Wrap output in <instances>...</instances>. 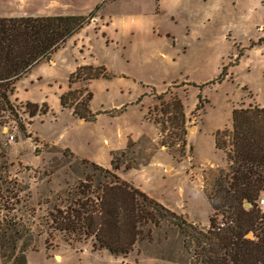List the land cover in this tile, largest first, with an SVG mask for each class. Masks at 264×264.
Segmentation results:
<instances>
[{
	"label": "rangeland",
	"instance_id": "1",
	"mask_svg": "<svg viewBox=\"0 0 264 264\" xmlns=\"http://www.w3.org/2000/svg\"><path fill=\"white\" fill-rule=\"evenodd\" d=\"M20 1V3H18ZM51 0H0V18L21 14V3H26L23 12L29 10L41 12L45 4ZM56 2L61 13L84 15L95 9L103 0H52ZM159 2V0H158ZM129 0L116 4L107 3L102 10L106 13H126L132 4L137 3L140 10L149 20L153 19L164 29L169 27L176 37L175 49L181 52L175 58L176 63H169L154 51L159 50L165 56L173 55L171 38L152 39L144 34H134L125 39L117 35L116 39L125 40V44L114 43L104 50L101 38H95L91 32L83 36L86 47L91 50L95 59L102 63L112 74H127L126 85H119L114 79L113 87L106 93L98 84L93 86L94 99L91 105L94 109L113 108V105L134 99L140 92L153 96L156 105L149 112V118L158 121V129L162 117L159 101L155 92L167 91L163 100L170 102L177 96L183 103L187 114L193 112L189 119L198 118L204 124L202 133L188 134L186 138L192 150L187 146L180 155V143L169 150L178 160L185 158L182 169H179L170 180L177 188L183 190V197L176 196L177 211L184 209L187 217L199 225H206L210 215L206 191H210L217 170L225 163L224 153L215 148L214 138L209 131L217 125L228 126L231 121L232 108H248L254 106L251 101L253 94L256 101L264 105V43L250 47L260 36L257 28H264V0ZM21 6V7H20ZM132 9V8H131ZM34 12V13H35ZM99 11L95 12V16ZM85 16H88L85 15ZM192 16V17H190ZM178 21L174 25L172 21ZM191 19L192 33L185 37L181 35L185 19ZM93 18L92 20H94ZM90 20L89 24L92 22ZM147 47H142V44ZM89 46V47H88ZM73 47H67L55 56L57 66L56 79L66 85L67 61L72 60ZM243 50L237 66H232L235 58ZM185 52V53H184ZM169 58V57H166ZM148 61V64H144ZM226 68V77L221 83L208 84L216 80ZM168 80H161L158 72ZM170 78V79H169ZM39 83V89L46 90L49 83ZM83 82L74 83L73 88H83ZM37 86V85H36ZM152 90H155L153 92ZM146 94V95H147ZM40 100L39 95H34ZM48 103L54 104L55 98L48 95ZM81 99V97H79ZM201 99L203 107L198 112L195 108ZM149 102L147 100L145 103ZM26 103H12L14 114L8 110L0 111V176L15 179L19 183L20 198L30 196L29 204L35 210L34 221L38 225L46 211L51 206L45 201H54L57 195L63 196L67 190L74 189L86 174L91 175L92 169L82 161L74 160L65 152L55 149L62 146L70 135L72 124L66 113L50 112L48 115L38 114L34 118L28 115ZM42 110L45 105H38ZM166 132L160 141H169V135L176 130L168 123L164 124ZM12 129L14 142L7 143V133ZM224 130V129H223ZM69 131V133H68ZM72 134V133H71ZM71 136V135H70ZM40 140V141H39ZM176 141V139H174ZM226 140V138H225ZM43 141V142H42ZM17 143L23 144V161L8 163L5 153ZM141 143L131 148L124 157L119 158L123 165H136L147 157ZM160 146V145H159ZM192 157V159H191ZM19 158V156H18ZM86 162V161H85ZM186 167V168H185ZM221 167V168H220ZM226 169V168H225ZM169 172V170H167ZM11 208L13 201L5 203ZM40 205V206H39ZM245 207V206H244ZM13 214L26 220L27 213L21 205H16ZM249 207H246L247 209ZM184 220L183 215H181ZM187 221V220H186ZM188 222V221H187ZM217 222H226L221 216ZM37 228H39L37 226ZM36 228V229H37ZM149 239L138 242L132 252L126 256H113L97 245L88 241L85 243L68 244L61 236L55 238L52 247L46 250L43 234L34 240V249L26 253V264H189L191 253L183 246L180 229L173 223L162 221L158 227H150ZM148 228V229H149ZM36 232V231H35ZM251 238V234L248 236ZM0 264H12L2 261Z\"/></svg>",
	"mask_w": 264,
	"mask_h": 264
},
{
	"label": "trees",
	"instance_id": "2",
	"mask_svg": "<svg viewBox=\"0 0 264 264\" xmlns=\"http://www.w3.org/2000/svg\"><path fill=\"white\" fill-rule=\"evenodd\" d=\"M113 1L116 0H103L88 16L0 18V111L14 114L9 97L16 83L37 64L49 61L67 40L89 24L96 11ZM263 43L264 37L250 47ZM243 50L232 66L238 65ZM226 75L224 67L221 75L208 84L221 83ZM109 76L103 66L77 68L69 77V90L60 98L61 106L71 109L80 120L94 122L100 113L91 112L92 93L86 85ZM79 82L86 85L73 88ZM165 94L157 96L160 106L155 108L166 118L161 121L159 134L163 137L164 124L168 122L176 132H171L169 141L162 140L159 145L174 150L179 142L182 155L187 146L184 106L177 96L165 103ZM202 107L199 99L195 111ZM25 108L30 118L47 112L36 104L26 103ZM215 148L224 153L227 168L217 170L210 191H206L212 209L208 228L187 222L122 180L116 172L123 165L119 158L124 153L113 154L111 170L82 161L92 169V174H86L63 196L57 195L52 202L46 200L44 204L51 207L38 225L34 221L35 210L29 204L30 196L20 198L23 191L18 181L0 176L1 260L26 264V253L34 249L35 238L43 234L46 250L61 236L68 244L90 241L113 256L126 257L138 242L150 238L149 226L158 227L162 221H168L181 231L183 246L191 253L189 264H264V212L256 205L264 193V108L233 109L231 129L216 132ZM132 167L124 165V169ZM9 201L14 202L11 208L5 204ZM16 205L25 209L26 220L13 214ZM219 216L226 221L223 228L217 222Z\"/></svg>",
	"mask_w": 264,
	"mask_h": 264
},
{
	"label": "crops",
	"instance_id": "3",
	"mask_svg": "<svg viewBox=\"0 0 264 264\" xmlns=\"http://www.w3.org/2000/svg\"><path fill=\"white\" fill-rule=\"evenodd\" d=\"M126 1L129 0H116L110 2V5L119 2L126 3ZM160 2L161 0H159L158 4H160ZM18 3H20V1ZM21 4H23L21 5L22 7L20 6L22 13L11 15V17L79 16L74 13H61L58 11L60 10L58 4L52 0L45 4V7L41 12L31 10H29L28 13L23 12V6L26 3L24 2ZM131 8L129 11L122 14L114 12L106 13L101 9L94 17L95 19L67 40L63 47L53 53L49 61H42L37 64L29 73L20 79L16 83L15 90L10 95L9 100L11 103L15 102L45 105L47 112L42 115H48L50 112L54 111L58 114L66 113L72 122L68 129L70 130L71 136L69 135L62 146L59 147L55 145L56 143L51 146L59 150L60 154L64 155L62 152H65L74 160L86 161L104 169L111 170L113 154H126L131 148H136L140 146L141 143H144V152L146 153L147 158L143 162L133 165L130 169H124V165H122L116 174L122 180L132 184L135 188L139 189L148 197L160 203L167 209L178 215H183L188 222L199 225L195 220H192L184 214V209L181 208L180 212L176 210L175 205L177 204L176 206H180V202L177 203L175 197L179 196L182 198L184 192L182 189L177 188L175 184L172 185L170 180H172V176L179 169H182L185 158L190 159V157L187 155L185 158L178 161L167 148L159 146L158 126L151 118H149L148 115L150 110L156 105L153 96L140 92L136 97H134V99L125 104L122 102L117 105H113V108L111 109H105L103 107H100V109H94L91 105V102L94 99L93 86L95 84H98L102 90L108 93L110 88L113 87L112 81L114 79L118 81L119 85H126V81L129 80V76L127 74H112L108 72V69L103 66L102 63L98 62L91 54V50L86 47L83 39V36L86 35V33L91 32L95 38H97V36L100 37L103 45L102 47L107 51L113 43L115 45H118L120 42H122V45L125 44L124 39L127 36L134 34H144L149 38H156L158 40L163 39L164 37L171 38L173 44L172 48L175 49L177 39L174 32L171 31L168 26L164 29L159 24H156L153 19L149 20V18L142 13L140 6L137 3L132 4ZM88 13L81 16H85ZM172 21L174 22V25H178V21L174 20V17H172ZM190 21L191 19L188 18L183 22L184 27L181 31V35H184L185 37L190 36L193 32L192 23ZM257 30L262 34L257 36L253 42H257L258 39L264 37V28L259 26ZM117 35L122 36L124 39L121 41L116 39ZM71 45L73 47V54L70 63L67 61L68 67L65 85L63 82L56 79L57 71L55 68L57 63L55 61V56L58 52L63 51ZM142 47L146 48L147 46L143 43ZM155 52L160 56L161 63L164 59L169 63L170 67H172L176 63V56L183 51L177 48L171 56H165L159 50L154 51V53ZM144 64H148V61H145ZM81 66H103L110 75L108 78L92 80L86 85L88 91L92 93V100L89 108L92 113H100L94 122H85L76 118L73 116L72 110L63 108L60 102L61 96L69 90V77L77 70V68ZM164 74L165 76L158 72V76L161 80H168V71H165ZM41 81L49 83V87L46 88L45 91L39 89L38 85ZM165 92L167 91H161L158 93L155 92V94L160 95ZM247 92L249 95H252L251 101L254 106L264 108V105L259 104L251 92ZM34 95H39L42 98L37 100ZM48 95H52L55 98L54 104L48 103ZM147 100H149V102L145 103ZM113 112H118V114H111ZM192 113L193 112L187 114L184 110L186 138L188 137V134H200L204 129V124L201 120L198 121L197 117L190 121L189 116ZM231 124L232 115L228 126L217 125L209 131V133L213 135L214 143L216 132L223 129L230 130ZM1 137L2 136L0 134V142ZM187 147L189 149L191 148L188 141ZM23 151V144L17 143L15 146L8 149L5 153V159L8 163L19 161L22 165L26 164L27 162L23 161V155L21 154ZM225 168H227L226 160L221 169ZM167 170H169V172H167ZM207 201L210 207L211 215L212 209L208 198ZM209 217L206 225L199 226L208 228Z\"/></svg>",
	"mask_w": 264,
	"mask_h": 264
},
{
	"label": "built area",
	"instance_id": "4",
	"mask_svg": "<svg viewBox=\"0 0 264 264\" xmlns=\"http://www.w3.org/2000/svg\"><path fill=\"white\" fill-rule=\"evenodd\" d=\"M16 129H12L11 132H8L7 133V143H13L14 142V135H13V132L15 131ZM256 205H257V208L260 209L262 212H264V193L261 194V196L258 198L257 202H256ZM225 223L224 222H221L219 223V227L220 228H223L225 227Z\"/></svg>",
	"mask_w": 264,
	"mask_h": 264
},
{
	"label": "water",
	"instance_id": "5",
	"mask_svg": "<svg viewBox=\"0 0 264 264\" xmlns=\"http://www.w3.org/2000/svg\"><path fill=\"white\" fill-rule=\"evenodd\" d=\"M246 207H249V205H248V204H246V205H245V208H246ZM249 235H250V234H248V235H247V237H248Z\"/></svg>",
	"mask_w": 264,
	"mask_h": 264
}]
</instances>
